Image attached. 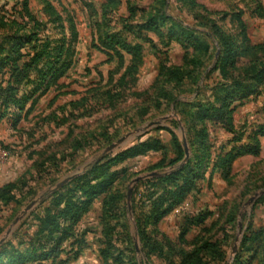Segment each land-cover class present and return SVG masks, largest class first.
Masks as SVG:
<instances>
[{
	"label": "rangeland",
	"instance_id": "obj_1",
	"mask_svg": "<svg viewBox=\"0 0 264 264\" xmlns=\"http://www.w3.org/2000/svg\"><path fill=\"white\" fill-rule=\"evenodd\" d=\"M260 192L264 0H0V264H264Z\"/></svg>",
	"mask_w": 264,
	"mask_h": 264
},
{
	"label": "water",
	"instance_id": "obj_2",
	"mask_svg": "<svg viewBox=\"0 0 264 264\" xmlns=\"http://www.w3.org/2000/svg\"><path fill=\"white\" fill-rule=\"evenodd\" d=\"M160 124V121H152L150 123H148L144 128H142L141 130H139L137 133H142L144 131H146L147 129L153 127V126H156ZM183 133V131H182ZM135 134V133H133ZM133 134H130L128 136H124L122 138H120L117 142L111 144L108 148H107V151H112L114 150L115 148H117L118 146H120L122 143H124L126 140H128L130 138L131 135ZM183 146H184V150H185V154H186V157L183 161V163L187 162L190 158V148H189V145H188V142H187V139L185 137V135L183 134ZM182 163V164H183ZM90 163L86 164L85 165V168H87L89 166ZM80 174V172H75L74 174H72L71 176L65 178L63 181L59 182L58 185H57V188L59 187H62L63 185H65L67 182H69L70 180L74 179L76 176H78ZM159 173L158 172H152L150 174H147V175H144V176H139L137 178H135L132 183H131V186L129 188V192H128V204H129V209L132 210V205H131V199H132V190H133V184H135L136 182L138 181H141V180H144V179H147V178H151V177H154V176H158ZM261 194H264V192H260L258 194H256L255 196L251 197L250 200L248 201L249 204H251L252 202L255 201V199L261 195ZM36 202H32L30 203L26 209L22 212V214L20 216L17 217L16 219V222H19L20 219L29 211L33 208V206L35 205ZM13 230V227L10 228L8 230V233H10L11 231ZM237 249V246L235 247V250Z\"/></svg>",
	"mask_w": 264,
	"mask_h": 264
},
{
	"label": "trees",
	"instance_id": "obj_3",
	"mask_svg": "<svg viewBox=\"0 0 264 264\" xmlns=\"http://www.w3.org/2000/svg\"><path fill=\"white\" fill-rule=\"evenodd\" d=\"M228 48H229L228 51H230L231 50L230 46H228ZM85 193H86L87 196L88 195L90 196V195L94 194V192H85ZM80 209H81V212L85 211V206L82 207V206H79V204H77L76 202H73L72 203V202H70L69 199L67 200V202L65 203V206H64L63 210H61L59 212V214H60L59 216L63 217L64 218L63 220H65V222H67L69 220L70 221V224H69L68 227H66V228L63 229L65 231V234L62 236V238L56 239V244L57 245L55 244L56 246H54L52 248V250H45L41 254L42 257H44V256H50L51 255V251H55V250L57 251V254H58V252L60 250V248L58 249V247H60V244H61L62 240L64 239V236L70 234V230L73 227V223H75L78 220L79 216H80L79 215L80 214L79 213V210ZM50 222L52 224H55L56 223V218L52 216V219L50 220ZM57 224H59V225L55 226V229H58V227L60 226V222H58ZM71 234H73V233H71ZM75 243H77V242H74V241L70 242V250L68 251L69 253H73L74 252L73 251L74 250V246L75 247H76V245H81L82 246L84 242L82 240V241H79L78 244H75ZM77 255H78V252L76 253L75 256H77ZM32 256H35V254H32ZM16 259H17V254L14 253L12 255V259L10 261L13 262ZM20 259L23 260L24 257L22 256Z\"/></svg>",
	"mask_w": 264,
	"mask_h": 264
},
{
	"label": "crops",
	"instance_id": "obj_4",
	"mask_svg": "<svg viewBox=\"0 0 264 264\" xmlns=\"http://www.w3.org/2000/svg\"><path fill=\"white\" fill-rule=\"evenodd\" d=\"M92 243H90L88 240L83 243L84 249L81 251L80 256L78 257L80 261H83L85 259H88V256H90L89 246H91Z\"/></svg>",
	"mask_w": 264,
	"mask_h": 264
}]
</instances>
